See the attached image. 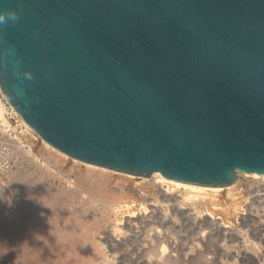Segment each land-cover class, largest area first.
I'll list each match as a JSON object with an SVG mask.
<instances>
[{
  "label": "water",
  "instance_id": "95a60500",
  "mask_svg": "<svg viewBox=\"0 0 264 264\" xmlns=\"http://www.w3.org/2000/svg\"><path fill=\"white\" fill-rule=\"evenodd\" d=\"M0 89L52 146L210 187L264 174V0H0Z\"/></svg>",
  "mask_w": 264,
  "mask_h": 264
},
{
  "label": "rangeland",
  "instance_id": "374dc122",
  "mask_svg": "<svg viewBox=\"0 0 264 264\" xmlns=\"http://www.w3.org/2000/svg\"><path fill=\"white\" fill-rule=\"evenodd\" d=\"M0 95L5 117L16 128L20 114L1 91ZM6 128L1 123L0 131L6 133ZM36 150L37 156H44L46 161L23 155L18 169L0 176V264H91L95 261L142 264L136 252L148 256L149 252L155 255L159 250L165 253L171 250L169 258L165 257L159 264H242L243 251L261 249L264 253V230L260 231L264 226V185L259 177L241 173L238 178L241 184L229 192L214 190L226 186H205L212 189L200 190L197 194L188 185L175 188L166 182L163 188L167 195H164L153 184L156 180L153 175H135L104 167L108 169L110 182L97 185L91 179L95 181L93 184L84 183L82 172L94 164L78 159L66 162L47 145ZM30 180L34 183L30 189H22L17 184ZM112 185H137L142 187L143 194L138 197L124 188L122 192H115ZM152 200L160 204L158 210H153L149 203ZM179 205L196 208L201 213L205 206L209 211L214 209L212 212L221 224L207 221L198 224L191 215L180 211ZM147 213L150 216H145ZM160 231L161 240L156 236ZM206 231V244H199L198 236ZM49 233L47 239L45 236ZM114 236L121 240L117 241ZM93 256L95 260H91ZM249 262L254 264L253 260Z\"/></svg>",
  "mask_w": 264,
  "mask_h": 264
},
{
  "label": "bare ground",
  "instance_id": "6f19581e",
  "mask_svg": "<svg viewBox=\"0 0 264 264\" xmlns=\"http://www.w3.org/2000/svg\"><path fill=\"white\" fill-rule=\"evenodd\" d=\"M0 91H1V89H0ZM5 113H6V111H5V107H4V104H3V101H2V99H1V95H0V120H1V123L5 126V127H7L6 129L8 130H10V128H12V129H16V128H14V127H12V125H11V123L6 119V117H5ZM26 122V121H25ZM1 123H0V127H1ZM2 130H4L5 131V129L4 128H2ZM2 133H4V132H2ZM7 133V132H6ZM5 134V133H4ZM48 146V145H47ZM51 145L49 144V146L48 147H50ZM37 147H38V145H37ZM37 147H36V149H37ZM51 147H53V146H51ZM57 154V153H56ZM57 156V155H56ZM65 164V163H64ZM68 164V163H67ZM72 166H73V168H76L75 166V164H72ZM71 166V167H72ZM93 166V167H92ZM70 167V168H71ZM97 166H94V165H91V168L90 167H88L89 169H87V170H85L84 172H82V174H83V177H82V179L84 180V183L85 182H88V183H92L93 181H91V179L93 180H96V182H97V185H104V184H107V182L106 181H108L109 180V182H110V179H109V177H108V175L106 174V171L108 170V169H105L104 167L103 168H99V167H97ZM78 169V168H77ZM114 173V172H113ZM247 174V173H246ZM250 174V176L251 177H254V178H257V177H259V178H257L258 180L260 179V180H262L263 182L261 183V184H263L264 185V174H258V173H249ZM111 175H112V173H111ZM153 176H154V178L156 179V180H154L155 181V183L153 182V184L154 185H156L159 189H160V191H161V193H163L164 195H167L166 193V190L163 188V185L166 183V182H168L170 185H173V187H175V188H180L179 186L181 185V184H185V185H188L189 187V189H190V191H192V192H194L195 194H197V193H199V191L201 190V191H203V190H207V189H212V188H207V187H205V186H203V185H198V184H193V183H187V182H183V181H179V180H175V179H171V178H167V177H165V176H163L162 174H160L159 172H155L154 174H153ZM112 177V176H111ZM248 177V176H247ZM27 178V177H26ZM117 178V177H116ZM115 178V179H116ZM132 178H133V176H132ZM81 179V178H80ZM1 180V179H0ZM119 180V179H118ZM153 180V179H152ZM250 180V179H249ZM252 180H254L255 182H256V179H252ZM31 181V180H30ZM28 181V182H25L24 181V183H23V185H22V183H17V184H20V186L22 187V189H30V188H32L33 186H34V183H33V181ZM116 181V180H115ZM114 181V182H115ZM133 181V180H132ZM1 182H2V180H1ZM95 182V181H94ZM93 182V183H94ZM83 183V184H84ZM92 183V184H93ZM135 183V182H134ZM253 183V182H252ZM82 184V183H81ZM96 184V183H95ZM151 184V183H150ZM236 185H232V186H230V187H224V188H215L214 190H216V191H219V190H221L222 191V189H225L226 191H230V189L231 188H234L235 186H238V185H240L241 183H240V180H238V182L237 183H235ZM110 185H111V183H110ZM106 186V185H105ZM113 186V185H112ZM124 186V185H123ZM110 187V186H109ZM114 190L113 191H115V192H122V190H123V188L125 189V190H129V192L131 191V192H133L136 196H138V197H141L142 196V192H141V190H142V187H140V186H137V185H134V186H125V187H120V186H118V185H114L113 187H112ZM111 188V189H112ZM110 189V190H111ZM189 189H187V190H189ZM148 190V189H147ZM112 191V192H113ZM225 191V193H227ZM228 191V192H229ZM144 193H145V195H147V193L144 191ZM149 193V192H148ZM222 195V194H221ZM227 195V194H226ZM232 195V194H231ZM4 196V195H3ZM7 195H6V193H5V197H6ZM12 196V195H11ZM144 196V195H143ZM149 196V195H148ZM152 196V195H151ZM150 196V197H151ZM230 196V195H229ZM219 197H221V196H219ZM234 198V197H233ZM232 198V199H233ZM236 198V197H235ZM121 199V198H120ZM130 199V198H129ZM194 199V198H193ZM220 199V198H219ZM223 199V198H222ZM231 199V200H232ZM26 200V199H25ZM223 200H225V198L223 199ZM228 200V199H227ZM33 201H34V199H33ZM32 201V202H33ZM124 201V200H123ZM130 201V200H129ZM133 201V200H132ZM228 201H230V200H228ZM234 201V200H233ZM232 201V203H234ZM235 201H236V199H235ZM197 202H199V201H197ZM196 202V203H197ZM216 202V201H215ZM214 202V203H215ZM220 202V201H219ZM223 202V201H222ZM150 203V205L153 207V210L155 211V209H157L158 210V207H159V203H157V202H155V200H152V201H150L149 202ZM230 203H231V201H230ZM231 203V204H232ZM236 204V203H235ZM234 204V205H235ZM216 205H218V204H216ZM222 206V205H221ZM151 207V208H152ZM216 207V206H215ZM178 209H180V211H182L183 213H185L186 215H191L192 217H193V219L195 220V222L196 223H204V222H210L211 224H213V223H218V224H221V222H219L220 220H219V218H218V216L214 213V212H212L213 210H211V211H209L208 209L209 208H207V206H205V210H204V212L203 213H201V212H199L196 208L194 209V208H191V207H185V206H183V205H179L178 206ZM33 210V209H32ZM203 210V209H202ZM143 211H145V210H143ZM216 211V210H215ZM142 214H143V212H142ZM242 214V213H241ZM145 215V214H144ZM149 214L147 213V215H145V216H148ZM132 216V215H131ZM137 215H135V217H136ZM150 216V215H149ZM63 217V216H62ZM68 217V216H67ZM28 218V217H27ZM59 218V217H58ZM69 218V217H68ZM132 218H134V217H132ZM131 218V219H132ZM135 219H137V218H135ZM134 219V220H135ZM75 220V219H74ZM133 220V221H134ZM132 222V221H131ZM70 223V222H69ZM69 223H67V224H69ZM130 223V222H129ZM62 224V223H61ZM67 224H65V225H67ZM74 224V223H73ZM205 224V223H204ZM203 224V225H204ZM52 225V224H51ZM64 225V224H63ZM70 225V224H69ZM64 226H62V228H63ZM65 227H68V225L67 226H65ZM227 227V226H226ZM61 228V227H60ZM66 229V228H65ZM59 230V229H58ZM61 230H63V229H60V231ZM67 230V229H66ZM65 230V231H66ZM261 230H264V226H262L261 228H260V231ZM50 232V231H49ZM62 232V231H61ZM47 233H48V231H47ZM64 233V232H63ZM207 231L206 232H202V233H200V235L198 236V243L199 242H202L203 244H206V242H207ZM154 235V234H153ZM45 236V235H44ZM50 236V233H49V235L48 236H45L47 239H49L48 237ZM109 236V235H108ZM157 237H163L162 235H161V231H160V233H157V235H156ZM155 236V237H156ZM45 237H43V238H45ZM157 237L156 238H154V239H157ZM211 237V236H210ZM57 238V237H56ZM114 238H116V240L117 241H120L121 239L119 238V236H114ZM54 239V238H53ZM150 239V238H149ZM75 240V239H74ZM147 240V239H146ZM150 240H153L152 238L150 239ZM160 240H161V238H160ZM46 241V240H45ZM156 241V240H155ZM152 242V241H151ZM171 243V242H170ZM197 243V244H198ZM85 244V243H84ZM133 244V243H132ZM174 244V243H173ZM199 244H201V243H199ZM199 244H198V246H199ZM156 245V244H155ZM172 245V244H171ZM7 247V246H6ZM141 248V247H140ZM170 248H171V246H170ZM139 249V248H138ZM137 249V251H139ZM174 250V249H173ZM77 251V250H76ZM136 251V250H135ZM171 251V250H170ZM170 251H168V253H171ZM154 252H156V250L154 251ZM158 252V251H157ZM156 252V254L155 255H152V254H154V253H148V254H150V255H148L147 256V254L145 255V254H141L140 252H136V253H138V258H141L142 259V264H159V262H161V261H163L164 260V258L165 257H167L168 256V253L166 252L165 253V251L164 250H162V251H160L159 250V252L157 253ZM89 254H91V253H89ZM92 254H93V252H92ZM167 254V255H166ZM189 255V254H188ZM19 256V255H18ZM87 257V256H86ZM55 258V257H54ZM91 258V257H90ZM96 258V257H95ZM95 258H94V256H93V258L91 259V260H95ZM167 258H169V256L167 257ZM175 258V257H174ZM240 258V257H239ZM99 259V258H98ZM166 259V258H165ZM90 260V261H91ZM250 260H253V262H254V264H264V253L263 252H261V249H256L255 251H250V250H245V251H243L242 253H241V261H242V264H250ZM76 261V260H75ZM81 261V260H80ZM115 262V261H114ZM75 263V262H74ZM101 264H102V262H100ZM2 264V263H1ZM4 264V263H3ZM62 264V263H61ZM64 264H66V263H64ZM91 264H98V262H91ZM103 264H105V263H103Z\"/></svg>",
  "mask_w": 264,
  "mask_h": 264
},
{
  "label": "built area",
  "instance_id": "2783aa9c",
  "mask_svg": "<svg viewBox=\"0 0 264 264\" xmlns=\"http://www.w3.org/2000/svg\"><path fill=\"white\" fill-rule=\"evenodd\" d=\"M18 116L20 121L17 123L16 129H8L5 134L0 131V176L2 177L19 168L20 158L23 155L36 157L40 162L46 161L44 156H37L36 147L37 145L38 147L49 146L50 143L43 139L20 115ZM52 148L63 157L64 161L76 160V158L63 153L54 146Z\"/></svg>",
  "mask_w": 264,
  "mask_h": 264
},
{
  "label": "clouds",
  "instance_id": "9594fccd",
  "mask_svg": "<svg viewBox=\"0 0 264 264\" xmlns=\"http://www.w3.org/2000/svg\"><path fill=\"white\" fill-rule=\"evenodd\" d=\"M17 19L18 14L15 11L0 12V24H6L9 20L15 22Z\"/></svg>",
  "mask_w": 264,
  "mask_h": 264
}]
</instances>
